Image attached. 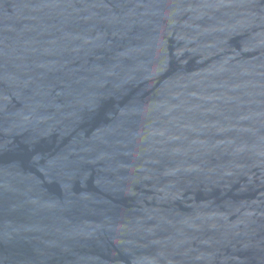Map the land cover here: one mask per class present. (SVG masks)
I'll return each mask as SVG.
<instances>
[{"label": "water", "instance_id": "95a60500", "mask_svg": "<svg viewBox=\"0 0 264 264\" xmlns=\"http://www.w3.org/2000/svg\"><path fill=\"white\" fill-rule=\"evenodd\" d=\"M0 264H264V0H0Z\"/></svg>", "mask_w": 264, "mask_h": 264}]
</instances>
